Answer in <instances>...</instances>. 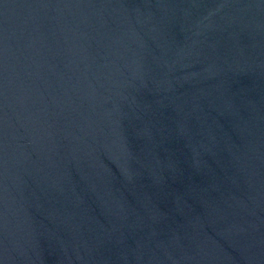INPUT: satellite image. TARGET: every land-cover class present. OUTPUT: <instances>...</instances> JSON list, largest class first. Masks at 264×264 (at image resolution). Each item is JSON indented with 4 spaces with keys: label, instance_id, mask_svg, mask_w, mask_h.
<instances>
[{
    "label": "water",
    "instance_id": "95a60500",
    "mask_svg": "<svg viewBox=\"0 0 264 264\" xmlns=\"http://www.w3.org/2000/svg\"><path fill=\"white\" fill-rule=\"evenodd\" d=\"M0 264H264V0H0Z\"/></svg>",
    "mask_w": 264,
    "mask_h": 264
}]
</instances>
